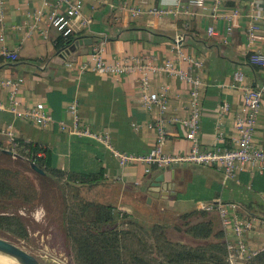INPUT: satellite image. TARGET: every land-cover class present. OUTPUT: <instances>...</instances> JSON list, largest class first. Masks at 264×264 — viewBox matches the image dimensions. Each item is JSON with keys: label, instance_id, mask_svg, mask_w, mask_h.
<instances>
[{"label": "crops", "instance_id": "1", "mask_svg": "<svg viewBox=\"0 0 264 264\" xmlns=\"http://www.w3.org/2000/svg\"><path fill=\"white\" fill-rule=\"evenodd\" d=\"M74 1L0 0V56L17 57L12 62L17 70L0 68V142H11L10 131L16 139L50 149L52 164L61 170L101 172L104 181L87 191V202L110 205L147 222H163L166 215L175 219L199 211L200 205L233 204L236 211L229 209L231 219L238 205L264 213V164L260 162L241 165L236 177L229 179L218 167L196 164L122 166L112 147L148 154L157 143L155 121L160 110L148 111L143 105L141 71L109 76L95 70L92 55L98 48L105 64L140 57L163 65L180 54L200 62L201 68L186 60L176 65L202 83L200 147L211 149L223 140L224 147L232 148L245 86L262 89L264 94V69L250 60L251 55L264 53V0H202L191 14H184L185 0H81L83 16L91 22L76 34L91 38L92 44L60 57L54 41L61 34L51 24V16L64 15ZM29 59L43 61H24ZM236 72L243 74V82L235 80ZM147 75L151 92L167 95L163 116L176 120L166 126L164 152L188 153L192 142L182 122L189 116L192 87L181 74L149 71ZM225 102L229 109L222 113ZM38 104L51 121L41 124L21 114ZM76 126L89 127L107 142L75 135ZM253 143L264 152V95ZM206 213L217 229L224 228L217 209ZM225 236L235 240L232 227L226 228ZM241 240L262 249L264 225L245 231Z\"/></svg>", "mask_w": 264, "mask_h": 264}, {"label": "trees", "instance_id": "2", "mask_svg": "<svg viewBox=\"0 0 264 264\" xmlns=\"http://www.w3.org/2000/svg\"><path fill=\"white\" fill-rule=\"evenodd\" d=\"M79 38L77 34L59 35L54 41L55 54L74 52ZM12 62L0 56V68L17 70ZM15 143L14 147L12 142H0V152L12 153L31 168L35 165L44 174L34 172L53 180L61 192L62 225L71 264H232L226 230L217 229L205 210L183 214L169 223H151L110 205H90L84 193L102 184L101 172L61 170L52 164V152L43 144L16 138ZM22 175L19 170L0 167V209L17 207V201L24 203L22 206L35 202L37 191ZM237 211L241 216L264 220V213H255L249 205H238ZM0 231L29 238L22 218L6 211H0ZM235 264H264V249Z\"/></svg>", "mask_w": 264, "mask_h": 264}, {"label": "built area", "instance_id": "3", "mask_svg": "<svg viewBox=\"0 0 264 264\" xmlns=\"http://www.w3.org/2000/svg\"><path fill=\"white\" fill-rule=\"evenodd\" d=\"M184 3L187 4L184 5V14H191L190 10L193 7L202 5V0H185ZM180 5L182 6V1L180 2ZM215 5L216 12L219 7V1H216ZM82 11L83 6L81 0H76L71 3L64 15L54 13L51 16V24L63 36L76 34L79 29H85L91 22L90 19L83 16ZM160 13L164 14L166 11H161ZM253 29L255 30V27H253L252 30ZM211 30L212 29H210V31ZM92 55L96 59L95 70L109 76H123L135 71H141L143 83V105L148 111H152L156 107L160 110V116L155 121V126L158 130L157 143L154 149H152L148 154L140 155L126 153L112 147L111 150L118 158L122 166L143 163L163 168L174 164H196L218 167L223 171L226 178L229 179L236 177L237 170L241 165L249 162H260L264 164V152L258 149L253 143L254 134L260 121V111L263 105L264 94L262 89L245 86L243 110L236 118L235 123L238 132V136L235 140L236 145L232 148L224 147L223 140H221L211 149L204 150L201 149L197 137L203 116L200 96V88L202 84L201 80L198 77L181 73L176 67L177 63L181 62V60H186L196 67L201 68L202 65L200 62L194 61L192 58L180 54L176 61H168L163 65L147 63L140 57H129L123 63L105 64L100 57L98 48H94ZM4 57L11 61H15L17 59L16 55L12 53H6ZM250 60L252 64L258 65L264 69V53H255L251 55ZM149 71H167L170 74H181L187 83L192 87L189 102V116L182 122L188 128L187 138L192 142V148L188 153L170 155L164 152V144L167 138L166 126L176 120H170L163 116L168 103L167 95L165 93L157 94L151 92V85L147 75V72ZM235 80L243 82V74L241 72H236ZM75 108L76 107L73 105L72 109L75 110ZM228 109L229 105L225 102L221 108L222 113H226ZM13 111H15V109H13ZM21 114L29 120L41 124L51 121L50 115L46 113L42 104H38L36 107L24 111ZM73 133L80 137H87L104 143L107 142L105 139H101V137L95 135L89 127L79 128L76 126ZM7 135L15 147L16 143L13 134L8 131ZM199 209L205 211L217 209L221 214L224 229L226 230V228L232 227L235 233V240H227L229 259L232 264L244 261L264 249V247L262 249L252 248L241 240L245 231L253 229L256 224L264 225V220L242 218L236 214L237 212L232 215L233 218L231 219L230 214L232 213H229V209L236 211V207L233 204L230 206L222 204L208 206L200 205Z\"/></svg>", "mask_w": 264, "mask_h": 264}, {"label": "rangeland", "instance_id": "4", "mask_svg": "<svg viewBox=\"0 0 264 264\" xmlns=\"http://www.w3.org/2000/svg\"><path fill=\"white\" fill-rule=\"evenodd\" d=\"M12 156L7 157L0 152V167L21 171L22 176L29 179L36 189L37 198L32 205L22 206L24 203L17 201V207L7 210L0 209V211L14 213L22 218L29 238L20 239L3 231H0V236L19 244L43 264H71L62 225L63 202L59 188L50 178L41 177L34 172L35 170L25 160ZM84 196L87 200V192ZM136 214L142 218L140 217L142 215ZM161 220L169 223L173 219L170 215H166Z\"/></svg>", "mask_w": 264, "mask_h": 264}, {"label": "water", "instance_id": "5", "mask_svg": "<svg viewBox=\"0 0 264 264\" xmlns=\"http://www.w3.org/2000/svg\"><path fill=\"white\" fill-rule=\"evenodd\" d=\"M92 39L87 37H80L73 47V51L77 48L84 45H91ZM71 52H67L66 55H70ZM60 57H64L65 54H59ZM17 64H12V66H16ZM9 153V152H8ZM12 154V153H9ZM32 168L41 174H44L42 170L37 168L35 165H32ZM164 188H167V185H164ZM0 255L7 256L11 259H14L18 264H43L37 257L29 253L26 249L21 247L19 244L5 239L0 236Z\"/></svg>", "mask_w": 264, "mask_h": 264}, {"label": "bare ground", "instance_id": "6", "mask_svg": "<svg viewBox=\"0 0 264 264\" xmlns=\"http://www.w3.org/2000/svg\"><path fill=\"white\" fill-rule=\"evenodd\" d=\"M0 264H17V263H16V261H14L12 259L7 258V256L4 257V255H0Z\"/></svg>", "mask_w": 264, "mask_h": 264}]
</instances>
